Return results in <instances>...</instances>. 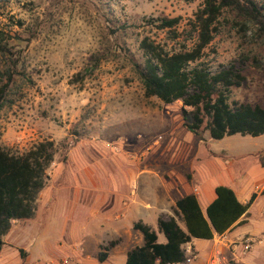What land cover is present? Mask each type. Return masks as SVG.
<instances>
[{"label": "rangeland", "instance_id": "obj_1", "mask_svg": "<svg viewBox=\"0 0 264 264\" xmlns=\"http://www.w3.org/2000/svg\"><path fill=\"white\" fill-rule=\"evenodd\" d=\"M255 1L264 6V0ZM203 4L204 0H0V38L16 52L22 72L9 83L0 62V93L9 83L0 111V146L23 154L41 142L54 141L57 150L31 219L37 221H15L13 228L34 231L38 214L43 225L38 232L27 231L18 245L31 249L36 238L48 248L42 258L53 257V264L61 257L62 264H82L69 250L76 248L71 231L82 235L93 230L104 214L95 205L104 194L100 190L117 176L136 177L134 164L148 163L160 170L154 165L164 168L185 160L179 168L190 182L191 164L216 163L223 170L226 159L239 162L244 155L246 166L235 169L246 172L241 180L252 186L264 182L259 157L264 135L215 140L206 132L201 149L200 138L183 126L182 102L168 105L147 97L133 68L134 62L144 61L145 37L168 51L191 49L197 41L191 23ZM177 17L178 38L158 27L159 20ZM216 28L200 62L213 71L243 62L247 80L232 88L231 101L264 103V41L256 28L242 25L230 9L222 11ZM73 207L76 215L77 207L82 211L80 216H73ZM262 209L264 197L251 209L254 220ZM160 238L165 239L163 234ZM61 242L69 246L61 249ZM129 244L113 250L112 256L125 253ZM53 246L61 257L52 256ZM257 248L264 245L252 250Z\"/></svg>", "mask_w": 264, "mask_h": 264}, {"label": "trees", "instance_id": "obj_2", "mask_svg": "<svg viewBox=\"0 0 264 264\" xmlns=\"http://www.w3.org/2000/svg\"><path fill=\"white\" fill-rule=\"evenodd\" d=\"M224 9L236 12L242 25L252 24L257 36L264 41V6L257 1L204 0L191 23L197 33V41L191 49L184 47L168 51L145 37L141 42L144 61L134 62L133 68L147 97H156L168 105L182 102L184 126L200 139H204L206 132L215 140L234 135L260 137L264 135V103L231 101L232 88L241 87L247 80L244 63L221 65L213 71L200 62L214 39L216 23ZM159 21L160 29L169 31L174 38L179 37L180 17ZM0 62L6 66L5 76L9 83L16 75H22L19 57L3 38H0ZM9 83L1 89L0 111L5 105L4 96ZM56 153L54 141L41 142L23 154H13L0 146V255L5 245L4 237L12 230L14 222L34 218L38 197L50 179L48 170ZM260 161L264 167V154ZM215 193L216 198L205 210L197 195L184 196L176 203L175 216L159 218L158 230L136 222L134 229L142 233L144 244L129 251L126 264L182 262V246L187 242L213 239L236 224L244 223L241 219L248 215L256 195L242 203L229 186L219 185ZM159 234L165 236V242L159 241ZM118 243L111 241L102 248L101 262L109 257L110 250Z\"/></svg>", "mask_w": 264, "mask_h": 264}, {"label": "crops", "instance_id": "obj_3", "mask_svg": "<svg viewBox=\"0 0 264 264\" xmlns=\"http://www.w3.org/2000/svg\"><path fill=\"white\" fill-rule=\"evenodd\" d=\"M205 141V138L200 139L198 146L201 149ZM200 153L195 155V159H199ZM263 154L264 149L260 151L259 157ZM182 155L185 158L186 152ZM242 157L245 156L237 158L240 160L239 162H236V159H232V161L226 159V162H230H228L229 164H226V162L222 163L224 166L223 170L219 169L221 165L219 166L216 163L210 164L212 167H206L204 163L197 161L199 164L190 165V173L192 174L190 182L179 168L183 163L186 164L185 160L183 163L180 161V165L170 162L164 168L154 165L157 168H161L160 170H155L153 165L148 163L134 164L135 166L138 165L139 171L136 177L127 180L122 176H117L111 180L112 182L108 188L100 190L104 194H102L103 196H98L99 198L96 200L95 205L98 204L100 212L102 211L104 214L102 219H98L95 226H92L93 230L88 234L82 235L71 231L70 234L76 236L74 241L76 242V248H72L66 242H61L60 248H65L66 244H68L69 250L72 251L73 255L80 256L82 264H126L129 251L136 246L144 244L142 233L134 229L136 222H143L158 230L159 218L175 216L174 208L176 203L184 196L197 195L203 210H205L216 198L215 188L219 185H226L236 192L242 203H247L254 194L256 199L250 207L248 215L241 219L244 223L236 224L226 233L215 235L213 239L194 240L197 258L189 264H264V248L245 251L241 244H236L239 238L244 235L264 238V209L255 218L256 220L253 219L251 214L252 207L264 197V182L255 183L253 186L244 184V180H241L240 175L247 176L246 172H240L239 174L235 170L246 166V162L241 161ZM260 169L264 173L262 165ZM77 209L79 214L76 215V207H73L74 211L72 210L71 212L73 216H80L82 213L78 207ZM37 217L40 218V223L34 229L35 232L41 229L40 225H43L44 222L41 214H38ZM35 221L37 220L35 219L32 222ZM180 224L183 226V223L180 222ZM27 231L23 230L20 232L18 227H16L4 237L5 245L0 255V264H53L51 263L53 257L42 258L41 253H47L48 248L42 242L34 241L36 238L33 240L31 249L18 245L20 237L29 235ZM111 241H119V243L110 250L109 257L104 262H101L99 255L102 248ZM159 241L165 242L166 238L161 240L159 234ZM124 242L130 243L124 249L123 252L125 253H118L116 256H112V251L119 249L125 244ZM52 250L54 252L52 256H58L54 258L61 257L62 253L56 247L53 246ZM88 250L94 251V254L89 253ZM22 251L24 256H22ZM63 259L62 257L57 259L55 264H62Z\"/></svg>", "mask_w": 264, "mask_h": 264}, {"label": "built area", "instance_id": "obj_4", "mask_svg": "<svg viewBox=\"0 0 264 264\" xmlns=\"http://www.w3.org/2000/svg\"><path fill=\"white\" fill-rule=\"evenodd\" d=\"M241 244L245 251H250L256 245H264V238L254 235H244L239 238L238 243ZM184 259L182 262L176 264H189L197 258V253L194 248L193 241L187 242L182 246Z\"/></svg>", "mask_w": 264, "mask_h": 264}]
</instances>
